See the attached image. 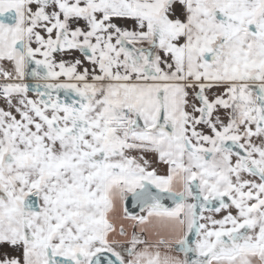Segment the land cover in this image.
I'll use <instances>...</instances> for the list:
<instances>
[{
    "label": "snow or ice",
    "instance_id": "1",
    "mask_svg": "<svg viewBox=\"0 0 264 264\" xmlns=\"http://www.w3.org/2000/svg\"><path fill=\"white\" fill-rule=\"evenodd\" d=\"M0 264H264V0H0Z\"/></svg>",
    "mask_w": 264,
    "mask_h": 264
},
{
    "label": "flooded vegetation",
    "instance_id": "2",
    "mask_svg": "<svg viewBox=\"0 0 264 264\" xmlns=\"http://www.w3.org/2000/svg\"><path fill=\"white\" fill-rule=\"evenodd\" d=\"M169 201H170V199H168V200H165V201H164V203H165V204H168V203H169ZM131 205L134 207V206H135V202H134V201H132V202H131ZM135 210H136V209H135Z\"/></svg>",
    "mask_w": 264,
    "mask_h": 264
},
{
    "label": "water",
    "instance_id": "3",
    "mask_svg": "<svg viewBox=\"0 0 264 264\" xmlns=\"http://www.w3.org/2000/svg\"><path fill=\"white\" fill-rule=\"evenodd\" d=\"M166 205H167V206H170V207L173 206L172 201L170 200L169 203L166 204ZM136 211L138 212V209H136Z\"/></svg>",
    "mask_w": 264,
    "mask_h": 264
},
{
    "label": "crops",
    "instance_id": "4",
    "mask_svg": "<svg viewBox=\"0 0 264 264\" xmlns=\"http://www.w3.org/2000/svg\"><path fill=\"white\" fill-rule=\"evenodd\" d=\"M77 56H79L80 54L79 53H76Z\"/></svg>",
    "mask_w": 264,
    "mask_h": 264
}]
</instances>
